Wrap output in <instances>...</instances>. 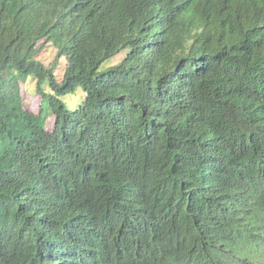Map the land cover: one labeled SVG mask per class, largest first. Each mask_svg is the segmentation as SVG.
<instances>
[{"label": "trees", "instance_id": "16d2710c", "mask_svg": "<svg viewBox=\"0 0 264 264\" xmlns=\"http://www.w3.org/2000/svg\"><path fill=\"white\" fill-rule=\"evenodd\" d=\"M0 264H264V0H0Z\"/></svg>", "mask_w": 264, "mask_h": 264}, {"label": "rangeland", "instance_id": "374dc122", "mask_svg": "<svg viewBox=\"0 0 264 264\" xmlns=\"http://www.w3.org/2000/svg\"><path fill=\"white\" fill-rule=\"evenodd\" d=\"M56 49L52 45H47L44 50L42 51L39 59L46 65L51 66L55 60L56 57ZM124 51L118 55H116L114 58L109 60L107 62L108 65H113L118 63L122 57L124 56ZM66 65V60L62 58L55 70V73L60 78L63 75V71ZM22 96L25 103L26 108H29L30 110L37 112L39 105H40V97L36 93L35 89V82L32 79H29L26 84L22 85ZM49 128L52 126V118L49 119Z\"/></svg>", "mask_w": 264, "mask_h": 264}]
</instances>
